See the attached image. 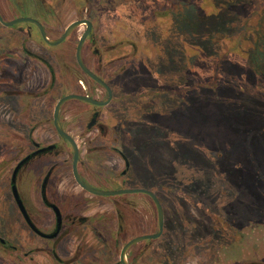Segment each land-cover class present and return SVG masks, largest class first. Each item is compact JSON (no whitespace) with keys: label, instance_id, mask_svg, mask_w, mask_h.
Wrapping results in <instances>:
<instances>
[{"label":"rangeland","instance_id":"obj_1","mask_svg":"<svg viewBox=\"0 0 264 264\" xmlns=\"http://www.w3.org/2000/svg\"><path fill=\"white\" fill-rule=\"evenodd\" d=\"M39 6L48 9L51 40L75 21L93 24L83 58L89 68L114 75L117 97L102 120L112 134L77 136L73 130L72 137L91 188L146 189L161 202L164 232L144 246V257L161 264H264V0H0L6 20ZM85 30L81 26L57 46L27 43L57 77L64 67L60 97L88 94L94 86L76 61ZM12 32L0 25V93L10 88L11 75L16 78L11 67L18 62L10 55L20 47ZM77 103L65 106L68 131L83 124L70 112L79 109ZM56 104L55 95L44 114L50 133L36 138L58 140L51 123ZM16 105L14 100L19 111ZM44 116L26 121L17 114L22 124L9 98L0 101V264H57L52 249L63 257L73 250L72 244L50 248L52 243L32 235L12 193V174L27 151L24 130ZM72 157L67 147L54 160L62 165L59 202L70 195L82 213L112 216L115 235L122 225L140 236L158 230V211L148 195L85 192L72 178ZM32 167L30 177L40 172ZM18 190L42 228L51 230L54 216L42 202L41 181L19 178ZM96 224L95 217L91 226Z\"/></svg>","mask_w":264,"mask_h":264},{"label":"flooded vegetation","instance_id":"obj_2","mask_svg":"<svg viewBox=\"0 0 264 264\" xmlns=\"http://www.w3.org/2000/svg\"><path fill=\"white\" fill-rule=\"evenodd\" d=\"M47 10L48 9L45 6L44 7L39 6L33 8V14H27L26 12L23 13L22 11L21 13H23V16H16L9 20H6L1 10H0V15L5 21H14L22 18L34 20L42 27V29L45 31L46 35L48 36L47 20L49 13ZM8 28L14 30V32L11 33L10 37L11 40L13 41V44L19 46L20 48H16L12 50V53L10 55L15 62H18L16 63V65L11 67V74L13 71L16 78L14 79L12 75L10 76L11 86L8 90H3L0 93V101H2L3 98H9L12 104V111L14 112V118L18 121L20 120L22 124H24L22 118L17 117V114L23 115L26 121L33 119L38 114H41L43 116L44 114L48 115L49 100L56 95L57 104H58V102L63 97L67 96L61 94L62 96L60 97L58 95L59 94L58 91H62L64 93L65 90V70L64 67L62 66L61 78L57 77L54 69L50 66L48 60H46L42 55L37 54L36 51L28 48L27 43L32 40H35L38 43L43 44L44 46L52 47L44 42L42 38L41 29L37 24L30 21V22L19 23ZM92 32H93V28L89 37L86 40L85 45L87 44L88 41H91L90 38ZM70 36L63 43H65L70 38ZM20 40H22V42H20V45H18V41ZM95 54H97L96 50H95ZM18 55L24 56V59H19ZM33 62H38L40 65L32 64ZM80 70L82 71L81 68ZM89 70L108 86V88L112 92V99L106 106H97L82 101L79 102L76 100L66 103L60 110L59 120L64 131L67 134H69L71 137L72 134L73 135L75 134L73 130L75 132L78 131L76 134L77 136H88L92 134L94 131H96L97 136L99 137H105L112 134L111 133L112 130H110L107 125L103 124L102 120L104 114L103 110L106 109L108 106H110L117 97L115 88L111 82V78H113L114 75L111 71H108L107 69L102 68L100 66L96 68H89ZM82 73L89 81H91L94 84V86L91 87L90 86L91 82H87L89 88L91 87L90 93L83 94L82 92H78V93L74 92L73 94L89 96L94 100L101 102L108 100L109 99L108 90L103 86H101L97 81L89 77L87 74H85L83 71ZM34 75L37 76L36 79H35L36 76ZM79 84L82 85L83 82L79 81ZM97 92L100 93L101 96L97 95ZM14 100L17 105L21 104L20 106L21 109L19 111L15 109ZM71 102H78L77 104H79L80 106L79 109L78 108H75V110L70 109V112H73L74 115H76V117L79 119L83 118V124L81 125V127H79L80 126L79 124L73 125L72 130L68 131V129H66L65 126L67 120V117H64L65 106ZM57 104L54 107L51 123H52L53 132L56 134L58 140L54 142L52 139L51 141H49V139H43L42 137L36 138L37 134H41L43 136L46 133H50L47 130L48 116L46 117L44 116V118L39 123H36L34 125H29V128L24 130L26 136V142H28V145L25 144L24 147L25 150L27 151L17 161L15 168L21 162L24 161L17 175V187H18L19 178L20 180L24 178L28 180V178H30L31 182L33 180L41 181L42 202L44 206H46L47 209L53 213L54 216V224L51 226L52 227L51 230L43 229L42 226L39 224V220L37 218V212L35 211V209H30L28 206H25L34 227L47 235H51L55 233L58 229L57 231L58 234L54 238H43L34 230V228H32L26 222L29 231L31 232L32 235L41 238L47 243H52L49 244L52 245V247L50 248H53V246H55L54 243H57L58 247H61L63 245L64 247H70L72 244L73 250L72 252L68 253V256H64V257L60 256L55 249H52V256L55 260H57V264H123L121 262L122 249L131 240L139 237L140 235H135V233L132 234L133 232L132 231L129 232V230L125 231L123 225L121 227H118L119 230H117V233L115 235V233L113 232V225L111 224L109 225L112 216H108V215L106 216L100 213L93 215L91 214L87 215L86 213H82V211L78 209V204L75 203L76 202L75 198H72L73 196L70 195L69 197L71 198L67 196L63 198V201L61 200V202H59V200L57 199L58 194L56 193L55 188L56 185L63 183V178L60 177V175L59 176L57 175L59 174V171L62 169V165H58V163L55 162L54 160L62 158L63 153L65 152L67 147L71 149L73 154L72 162H71L72 178L76 183V185L79 186L73 174V159H74L73 148L67 140L63 139L58 134L57 129L55 127L54 113ZM24 126L28 127L26 125ZM40 131L41 133H38ZM48 141L50 143H45ZM21 147H23V145ZM83 165H84L83 158L80 153V158L78 162V171L79 168L82 170L81 177L85 183L86 181L90 182L89 181L90 179L87 178L86 175H84V171L82 169ZM31 166H35L34 168L32 167L33 168L32 172L33 170H36L37 172L40 171L38 175L34 176L32 174L31 177L27 175V172L28 170H30ZM88 173L90 176H93L94 178L95 173H93V171L90 170V172L88 171ZM126 175H128V171L125 170L122 172V176H126ZM11 188H12V184H11ZM54 206L58 208L59 219L57 217L56 210L53 208ZM89 212L90 209L87 210V213ZM120 216L124 217V215H120ZM93 217L97 218L96 227L91 226L92 219H94ZM158 230H159V217H158ZM158 230L155 233H157ZM141 234L142 236L152 235V234L143 235V233ZM156 240L157 239L142 241L131 247L126 256L127 263L128 264H161L160 262H154L151 261L150 259L147 260L144 257L145 247L149 244H152ZM122 243L123 246L121 247L120 254L116 257L118 249L122 245ZM141 246H143L142 249ZM99 249H102V251H99Z\"/></svg>","mask_w":264,"mask_h":264},{"label":"water","instance_id":"obj_3","mask_svg":"<svg viewBox=\"0 0 264 264\" xmlns=\"http://www.w3.org/2000/svg\"><path fill=\"white\" fill-rule=\"evenodd\" d=\"M33 22L35 24H37L39 26V28L41 29L42 32V38L44 40V42L50 46H57L60 45L61 43H63L70 35L73 34V32L75 30H77L78 28H80L81 26H86V30L85 32L82 34L78 45H77V49H76V60L77 63L79 65V67L82 69V71L87 74L89 77H91L92 79H94L95 81H97L101 86H103L104 88H106L109 92V99L106 101H97L94 100L93 98L89 97V96H83V95H76V94H69L65 97H63L57 104L56 108H55V113H54V123H55V127L57 129L58 134L65 140H67L72 148H73V153H74V159H73V174H74V178L77 182V184L84 189L85 191H87L90 194L96 195V196H103V197H113V196H117V195H128V194H145L148 195L153 202L156 205L157 211H158V217H159V230L157 233L152 234V235H144V236H140L137 237L133 240H131L123 249L121 252V262L123 264H128L126 261V256L127 253L129 251V249L131 247H133L135 244L142 242V241H146V240H153V239H158L163 235L164 232V211H163V207L161 202L159 201V199L157 198V196L155 195V193H153L152 191L146 190V189H121V190H115V191H101V190H97L94 188L89 187L84 180L82 179L79 171H78V162H79V158H80V153H79V148L78 145L76 143V141L69 135L67 134L64 129L61 126L60 120H59V113L60 110L62 109V107L70 102V101H82V102H86V103H90L93 105H97V106H106L112 99V92L111 90L108 88V86L100 79L98 78L95 74H93L89 68L86 66L85 62H84V58H83V50H84V46L86 43L87 38L89 37L92 28H93V24L92 22H90L89 20L83 19V20H78L73 22L72 24H70L65 32L63 33V35L57 39V40H51L49 39V37L46 35L45 31L42 29V27L34 20H29L26 18H22V19H17L14 21H5L2 16L0 15V22L3 26L5 27H12L16 24L19 23H23V22ZM24 161L21 162L14 170L13 175H12V192H13V196L15 198V201L18 205V208L23 216V218L25 219V221L32 227L34 228V230L43 238H54L57 236V231L51 235H47L42 233L41 231H39L37 228L34 227L29 214L27 212V209L24 205V202L22 201L20 194H19V190L17 187V175L23 165ZM56 210V214L57 217L59 219V213H58V208L56 206L53 207ZM1 242L4 244L5 242L1 240Z\"/></svg>","mask_w":264,"mask_h":264}]
</instances>
